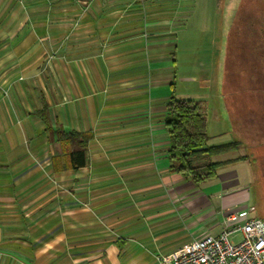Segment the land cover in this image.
I'll return each instance as SVG.
<instances>
[{
  "label": "crops",
  "instance_id": "1",
  "mask_svg": "<svg viewBox=\"0 0 264 264\" xmlns=\"http://www.w3.org/2000/svg\"><path fill=\"white\" fill-rule=\"evenodd\" d=\"M168 3L0 0V264H157L247 200L235 167L199 187L169 169ZM44 109L53 128L91 134L84 166L61 168Z\"/></svg>",
  "mask_w": 264,
  "mask_h": 264
},
{
  "label": "rangeland",
  "instance_id": "2",
  "mask_svg": "<svg viewBox=\"0 0 264 264\" xmlns=\"http://www.w3.org/2000/svg\"><path fill=\"white\" fill-rule=\"evenodd\" d=\"M246 1L241 9L242 1L233 10L229 27L222 26L223 14L226 17L228 13V0H169L168 6L172 5L174 9L175 24L174 91L178 98L204 103L207 145L241 143L238 149L217 155L212 160L247 157L225 165L237 168L239 180L244 183L242 190L248 194L247 200L239 204L244 208L237 206L233 211L246 218L264 220V161L260 171L256 164L257 159H264V82L253 85V79L259 74L251 75L248 67L243 66L247 60L253 59L251 52L247 51L252 43L249 46L243 39V36L250 35L246 29L254 32L251 36L260 38L262 24L250 19L253 4L252 0ZM246 21L248 26L243 29ZM221 40H224L225 57L219 69L220 65L213 61V56L220 49ZM211 46L216 48L211 49ZM182 75L187 77L182 78ZM209 234L216 235L215 232L206 235ZM231 239L238 241L240 235Z\"/></svg>",
  "mask_w": 264,
  "mask_h": 264
},
{
  "label": "trees",
  "instance_id": "3",
  "mask_svg": "<svg viewBox=\"0 0 264 264\" xmlns=\"http://www.w3.org/2000/svg\"><path fill=\"white\" fill-rule=\"evenodd\" d=\"M240 8L246 5V0H241ZM253 8L250 19L260 22V38L251 36L253 31L247 27V21L243 24V29L247 27L250 35L243 36L246 44L250 46L253 59L247 60L249 73H258L259 77L253 79L256 84L264 82V0H252ZM244 9V8H243ZM239 10L237 9V13ZM246 32V33H247ZM242 39V37H241ZM242 65V64H241ZM240 67V66H239ZM247 72V71H246ZM248 73V72H247ZM239 82V80H238ZM239 85V83H237ZM240 86V85H239ZM165 127L169 137V169L191 182L196 187L210 181H214L219 173V168L233 161L244 160L246 156L224 161H213L212 158L232 152L239 148V141L228 142L218 145H207L208 135L206 131V107L201 101L189 99H179L171 93L166 105ZM36 115L45 123L49 134H55L57 142L60 143L61 152L64 156V163L61 168H80L85 165L87 144L91 138L90 133L68 132L61 126L52 127L49 116L44 110L36 112ZM60 163V161H59ZM68 164V165H66ZM57 168V167H55Z\"/></svg>",
  "mask_w": 264,
  "mask_h": 264
},
{
  "label": "built area",
  "instance_id": "4",
  "mask_svg": "<svg viewBox=\"0 0 264 264\" xmlns=\"http://www.w3.org/2000/svg\"><path fill=\"white\" fill-rule=\"evenodd\" d=\"M217 235H204L156 257L157 264H264V220L229 211ZM240 235L238 241L231 237Z\"/></svg>",
  "mask_w": 264,
  "mask_h": 264
},
{
  "label": "flooded vegetation",
  "instance_id": "5",
  "mask_svg": "<svg viewBox=\"0 0 264 264\" xmlns=\"http://www.w3.org/2000/svg\"><path fill=\"white\" fill-rule=\"evenodd\" d=\"M264 161V159H262V161H259V159L256 160V164L258 165V170H261V166L263 165L262 162ZM260 168V169H259ZM264 167H262V171H264L263 169ZM263 176H264V172H263Z\"/></svg>",
  "mask_w": 264,
  "mask_h": 264
}]
</instances>
